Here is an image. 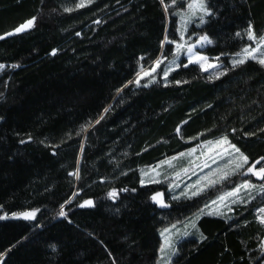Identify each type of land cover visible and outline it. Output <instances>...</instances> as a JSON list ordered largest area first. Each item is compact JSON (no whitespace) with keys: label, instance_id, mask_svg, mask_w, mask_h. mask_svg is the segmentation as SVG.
<instances>
[{"label":"trees","instance_id":"trees-1","mask_svg":"<svg viewBox=\"0 0 264 264\" xmlns=\"http://www.w3.org/2000/svg\"><path fill=\"white\" fill-rule=\"evenodd\" d=\"M188 1L0 0V36L37 17L0 39V264H159L160 230L197 212L210 191L172 197L163 182L142 185L143 168L225 134L264 167V65L231 62L253 44L249 23L263 37L264 0H210L197 30L209 38L201 52L224 61L222 75L183 58L168 77L160 68L136 83L173 55ZM86 199L94 206H81ZM259 203L202 215L171 264H264ZM31 209L33 219L11 215Z\"/></svg>","mask_w":264,"mask_h":264},{"label":"rangeland","instance_id":"rangeland-1","mask_svg":"<svg viewBox=\"0 0 264 264\" xmlns=\"http://www.w3.org/2000/svg\"><path fill=\"white\" fill-rule=\"evenodd\" d=\"M190 2L191 0L186 3L185 7L179 10L180 21L178 25V42H180L181 44L195 43V41L199 38L197 29L198 27L203 25V23H201V17L204 16V13L195 9L189 10L187 5ZM206 17H204L205 21ZM252 40L253 44L251 45V47H256V45L261 44V41H264V35L260 39L255 38ZM207 43L208 42L202 45L197 44L195 51L201 52V49L206 46ZM244 49L237 55L233 56L231 58V62L233 59H241ZM260 52H264V45L261 46ZM183 58H185L187 61V49L182 48L180 52H177L175 44L173 55H170L163 60L160 59L161 64L156 69V71H158V69L160 68L162 69V72L169 68L176 69L175 64H181V60ZM258 59L259 57L257 58V60ZM154 62L150 66H152ZM206 63H213L215 65V67L209 68L207 70L202 69L203 71L209 73L211 76H216L217 72L222 73L224 71V69L222 68L224 65V61L218 58H209ZM194 64H198L200 66L198 62H194ZM150 66L146 67L142 71H147ZM142 71H140L138 75H140ZM218 139H220V137L208 140L209 143L207 144H205L204 141L200 142L199 144L190 148L195 149V152H189L188 149L181 152L184 153V155L182 156H178L176 154L172 157H168L162 160L166 161L165 163H161L160 161L155 165L143 168L141 170L142 179L145 180L146 183H150L147 181L163 182L167 186L170 195L179 199L193 197V195H189L188 193L196 192L197 182H199V186L203 188V190L200 191L199 194L210 191L208 192L209 195L206 197V203L198 210L203 211V215L209 214V209L213 208L218 210L221 215H225L228 213L230 207L235 202H252L254 200L255 202H260L258 207V216L260 217L262 213L259 211V209L264 208V193H261L260 185H264V177H258L254 173H248L246 169L253 164H255L257 167L262 166H259L257 163H250L249 161V164L245 165L244 169L231 176V178L227 182H220L219 176L217 175V170L219 169L220 171H223L225 169H228L230 171L231 167H233L234 164L238 162L237 158L239 154L236 153L234 149H232L227 144L223 145L222 148L218 147L215 143V141ZM217 153L220 154L219 158H217L216 156ZM230 159L233 161L232 164H229ZM205 162L207 163V167H205ZM183 169H187V171H183ZM157 173H159V175H157ZM246 179L249 180L251 184L256 185V187L245 188L243 186V182ZM209 181H216V183L210 184ZM237 184L241 185V189L238 194L228 196L224 200L217 199V197L223 196L225 193L230 192L231 188L235 187ZM189 186L191 187L189 188ZM181 193H185V195L181 196ZM212 201H215L216 203L213 205L211 203ZM205 205H208V207L205 208ZM198 211L186 217L181 222L170 225L168 227H164L160 230L161 235L164 229H168V233H165V235H161V246L164 245L165 236H167L172 241V247H165L164 254H161L160 247L159 264H165L167 256L172 257V263L174 256L178 253L177 251L175 254H173L172 248L175 247L178 249V245L180 241H182V239L195 236L193 232H196L197 220L202 216L199 215L197 217ZM193 222L195 223L196 227L192 226ZM184 231H187L189 235H181V233H183Z\"/></svg>","mask_w":264,"mask_h":264},{"label":"snow or ice","instance_id":"snow-or-ice-1","mask_svg":"<svg viewBox=\"0 0 264 264\" xmlns=\"http://www.w3.org/2000/svg\"><path fill=\"white\" fill-rule=\"evenodd\" d=\"M88 2H91V0H88ZM162 3H164V0H161ZM182 2V0H181ZM177 3V0H173V4L175 5ZM209 3L210 0H191V2L187 5L189 10H198L202 13H204V16L201 17V23H204V17L206 16H210L213 13V9L211 7H209ZM79 6H83V4L79 5ZM165 7L167 8V5H165ZM37 17L36 16H32L31 18L27 19L24 23L20 24L19 26L15 27L14 29H12L11 32H5L3 33L2 36H0V39L15 34V33H21L23 32L25 29L31 28L34 24V22L36 21ZM249 31H248V36L252 39H255V33L253 30V26L251 23H249L248 25ZM167 39V37H166ZM209 41V38L207 36V34L201 35L196 41L195 43H186V44H181L180 42H174L176 43V50L177 52H180L182 50V48H186L187 49V61L188 64H192L194 62H198L200 64V67L204 70H207L209 68H213L215 67V65L213 63H206V61L209 59L207 56H205L202 52H198L195 51L196 45L197 44H204L206 42ZM264 45V41H261V44L256 45V47H251L246 46L243 53H242V58L239 60L233 59L232 60V66L235 67L236 65L239 64H244L247 62V60L249 58L251 59H258V62L261 65H264V52H260V48L261 46ZM53 54L56 52V49L52 50ZM161 64V60L157 59L154 64L152 66L149 67V69L147 71H142L140 73V75L137 76L136 78V83L139 84L141 77H150V81H154L156 80V76L152 75V73L156 72V69L160 66ZM184 67H187V64L183 65ZM4 65L0 64V68H3ZM181 64H175V68H180ZM229 69L225 68V72H227ZM174 71V69L169 68L167 70L163 71V76L164 77H168L169 73ZM223 73L217 72L216 76H220ZM213 77H210V79ZM129 83H131V81H129ZM176 84H180L182 83V81L180 80H176L175 81ZM117 91L119 92L120 89H117ZM108 109H105V111H107ZM98 122V121H97ZM85 128L90 127V125H85ZM180 129L179 127L177 128V132H179ZM233 132L236 131V129H232ZM245 135H254V133H245ZM29 139H31V137H29ZM191 139H194V137H192ZM21 143H23V141H21ZM205 144L209 143L208 141H204ZM216 145L218 147H223V145L227 144L229 145L232 149H234V151L236 153L239 154L237 160L238 162H236L234 164L233 167H231V170L229 171L228 169H225L223 171H220L219 169L217 170V175L219 176V180L220 182H227L231 176H233L234 174H236L238 171L242 170L245 168V165L249 164V156L246 155L245 153L241 152L239 148L236 147L235 144H231V141L229 140V137L227 134L223 135L220 137V139L215 141ZM189 152H195V149H189ZM178 156H182L184 155V153H177ZM217 158H219L220 154L217 153L216 154ZM174 159V158H172ZM166 161H161V163H165ZM233 161L230 159L229 160V164H232ZM258 163H264V157L260 158V161ZM205 167H207V163L205 162ZM183 171H187V169H183ZM246 171L248 173H254L256 176L258 177H264V167H257L255 164H253L252 166L247 167ZM77 176L79 175V172L77 171L76 173ZM157 175H159V173H157ZM147 182H152V181H147ZM140 183L143 185L146 183L145 180H141ZM210 184H214L216 183V181H209ZM243 186L245 188L248 187H256V185L251 184V182L249 180H244L243 182ZM191 186H189L190 188ZM241 189V185L237 184L235 187H232L230 192L225 193L223 196H219L217 197L218 200H224L226 199L228 196L231 195H236L239 193ZM203 188L199 186V182H197V191L196 192H190L188 193L189 195H198L200 191H202ZM124 191H128V189H124ZM132 191H135V189H132ZM187 191V190H186ZM260 191L261 193H264V185H260ZM118 194V190L116 188H112L108 195L110 197H112L113 199L116 198V195ZM185 193H181V196H184ZM151 199L153 201H155L156 203L162 205V206H166V201L164 199V193L163 192H155L153 193V195L151 196ZM67 203V202H65ZM213 205L216 203L215 201L211 202ZM81 206H94V201L92 199H86L82 202ZM208 205H205V208H207ZM60 211L58 213L59 216L62 217H66L68 214L66 211H64V204L60 205ZM38 209H31V210H25V211H20V212H13L11 213L12 216H19V217H23L25 219H33L36 216V213L38 212ZM259 211L262 213V215L260 217H258L261 222H264V208L259 209ZM203 211H198L197 217L199 215H203ZM209 214H213V215H221V213L216 210V209H209ZM7 215V214H5ZM193 227H196L195 223L193 222L192 224ZM174 227V226H173ZM165 233H168V229H164V231L161 233V235H165ZM181 235L183 236H187L189 235V233L187 231H184L183 233H181ZM201 239H205V237L203 236V234H201ZM165 247H172V241L169 237L165 236V243L164 245L161 246V254H164V249ZM178 251L177 248L173 247L172 248V253L175 254ZM3 255H5V253H0V257H2ZM171 256H167L166 257V261L165 264H171Z\"/></svg>","mask_w":264,"mask_h":264}]
</instances>
